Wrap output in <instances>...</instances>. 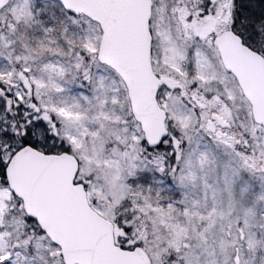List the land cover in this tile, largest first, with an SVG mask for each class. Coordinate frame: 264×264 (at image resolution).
I'll use <instances>...</instances> for the list:
<instances>
[{"label":"snow or ice","instance_id":"1","mask_svg":"<svg viewBox=\"0 0 264 264\" xmlns=\"http://www.w3.org/2000/svg\"><path fill=\"white\" fill-rule=\"evenodd\" d=\"M0 264H264V0H0Z\"/></svg>","mask_w":264,"mask_h":264}]
</instances>
